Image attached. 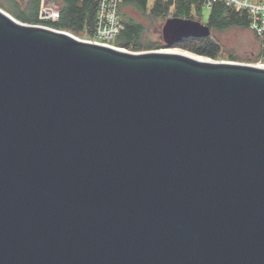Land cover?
Here are the masks:
<instances>
[{
    "label": "water",
    "instance_id": "obj_1",
    "mask_svg": "<svg viewBox=\"0 0 264 264\" xmlns=\"http://www.w3.org/2000/svg\"><path fill=\"white\" fill-rule=\"evenodd\" d=\"M0 264H264V66L0 7Z\"/></svg>",
    "mask_w": 264,
    "mask_h": 264
},
{
    "label": "trees",
    "instance_id": "obj_2",
    "mask_svg": "<svg viewBox=\"0 0 264 264\" xmlns=\"http://www.w3.org/2000/svg\"><path fill=\"white\" fill-rule=\"evenodd\" d=\"M20 1L24 2L21 7ZM13 0L6 6L0 2V7L7 10L15 18L33 24H40L38 20V6L40 0ZM60 5V19L57 23L49 24L55 29L65 30L72 34L89 38L95 21L96 0H54ZM149 0H122L119 17L123 24L122 31L118 34L114 43L122 48L133 51L162 49L166 47H178L196 54L207 56L215 60H248L222 49V44L214 38L212 33L205 37H184L174 44H166L162 40H152L145 36L144 25L122 11V6L133 5L145 14ZM9 4L13 5L9 7ZM174 5L172 16L192 18L199 20L192 14L195 8L200 11L203 7L202 0H153L150 5V15L153 18H167L170 7ZM200 21V20H199ZM211 31L224 30L239 26L249 28V20L246 12L226 7L222 3H214L211 6L210 16L205 23ZM86 36H85V35Z\"/></svg>",
    "mask_w": 264,
    "mask_h": 264
},
{
    "label": "built area",
    "instance_id": "obj_3",
    "mask_svg": "<svg viewBox=\"0 0 264 264\" xmlns=\"http://www.w3.org/2000/svg\"><path fill=\"white\" fill-rule=\"evenodd\" d=\"M122 0H96L95 21L91 36L84 38L100 44L118 47L114 40L123 29L119 17ZM203 6L211 8L214 3L246 12L249 28L259 42V65L264 66V0H202ZM174 5L170 7L173 10ZM60 19V5L54 0H40L38 20L41 25L54 24Z\"/></svg>",
    "mask_w": 264,
    "mask_h": 264
},
{
    "label": "rangeland",
    "instance_id": "obj_4",
    "mask_svg": "<svg viewBox=\"0 0 264 264\" xmlns=\"http://www.w3.org/2000/svg\"><path fill=\"white\" fill-rule=\"evenodd\" d=\"M11 1L13 0H0V2H2L4 6L8 5L7 3ZM152 1L153 0H149L148 7H147L145 14L141 12L139 9H137L136 7H134L133 5L122 6V11L125 12L126 15H128L132 19L144 25L146 38L152 39V40H158V39L162 40L160 38L158 29L160 28V25L164 23L166 18H153L150 15L149 9H150V5L152 4ZM23 3H25V1L24 2L20 1L21 7L24 5ZM10 6H12L13 8V5L9 4V7ZM13 9L16 10L15 8ZM210 10L211 8H207L203 6L200 11L194 8L192 10V14L195 15L197 18H199L201 22L206 23L210 16ZM4 11L8 12L7 10H4ZM172 12L173 10L170 11L169 9L168 17L172 16L171 15ZM8 13L10 14V12ZM211 33L213 37L218 39L219 42L222 44L221 46H222V49L225 50V54L226 52H231V53H234L242 57L243 59H246V58L248 59V60H227V59H220V60L235 61V62H241V63H251V64L259 65V60H260V55H261L259 42L250 28L234 26V27H230V28H227L221 31L212 30ZM87 36H91V35L88 34ZM80 38H83V37H80ZM173 48H178V47H166L162 49L170 50ZM179 49H182V48H179ZM182 50L188 51L185 49H182ZM191 53L196 54L194 52H191Z\"/></svg>",
    "mask_w": 264,
    "mask_h": 264
},
{
    "label": "bare ground",
    "instance_id": "obj_5",
    "mask_svg": "<svg viewBox=\"0 0 264 264\" xmlns=\"http://www.w3.org/2000/svg\"><path fill=\"white\" fill-rule=\"evenodd\" d=\"M170 51H176V52H181V53H187V54L192 55V56H197L196 54H193V53L188 52V51H184V50L179 49V48H173V49H170Z\"/></svg>",
    "mask_w": 264,
    "mask_h": 264
},
{
    "label": "flooded vegetation",
    "instance_id": "obj_6",
    "mask_svg": "<svg viewBox=\"0 0 264 264\" xmlns=\"http://www.w3.org/2000/svg\"><path fill=\"white\" fill-rule=\"evenodd\" d=\"M164 24V23H163ZM163 24L160 25V28L158 29L159 31V35H160V38L162 39V27H163ZM163 41V40H162Z\"/></svg>",
    "mask_w": 264,
    "mask_h": 264
},
{
    "label": "clouds",
    "instance_id": "obj_7",
    "mask_svg": "<svg viewBox=\"0 0 264 264\" xmlns=\"http://www.w3.org/2000/svg\"><path fill=\"white\" fill-rule=\"evenodd\" d=\"M47 26V25H46ZM50 27V26H49ZM84 39V38H83Z\"/></svg>",
    "mask_w": 264,
    "mask_h": 264
}]
</instances>
